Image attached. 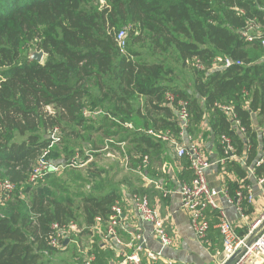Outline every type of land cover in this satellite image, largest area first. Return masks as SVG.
<instances>
[{"label":"trees","instance_id":"16d2710c","mask_svg":"<svg viewBox=\"0 0 264 264\" xmlns=\"http://www.w3.org/2000/svg\"><path fill=\"white\" fill-rule=\"evenodd\" d=\"M105 2L102 6L100 0H0V179L12 181L22 192L0 197V264H48L56 253L46 241L52 224L81 217V225L92 226L122 198L116 187L102 195H85L78 217L71 202L32 192L27 182L43 153L49 150L48 160L66 166L80 154L77 163L84 164L88 157L83 155L81 133H100L104 128L105 141L117 137L116 144H135V153L128 150L127 156L136 169L144 156H159L166 146L148 130L178 132L176 111L166 101L169 92L188 101L189 132L201 130L207 122L204 134L218 150L222 135L232 137L239 153L247 144L226 114L214 109L216 102L234 106L252 141L250 161L264 143L259 136L264 130V48L260 40L242 37L251 21L264 33V0ZM125 27L128 44L127 52H122L116 36ZM145 34L154 47L148 46L143 57L137 45L146 47ZM31 48L43 52L45 60L32 59ZM162 53L193 66L192 85L177 83ZM227 59L233 62L228 68ZM198 61L202 69L196 66ZM85 108L102 114L85 118ZM55 132L59 141L63 138V156L54 149ZM102 148L94 146L92 152ZM182 161L186 168L182 180L190 182V162ZM227 172L246 177L237 163L229 164ZM50 179L55 174L41 183ZM130 180L124 182L131 193L150 194ZM227 187L233 193L237 184ZM97 250V264H108V251Z\"/></svg>","mask_w":264,"mask_h":264},{"label":"built area","instance_id":"2783aa9c","mask_svg":"<svg viewBox=\"0 0 264 264\" xmlns=\"http://www.w3.org/2000/svg\"><path fill=\"white\" fill-rule=\"evenodd\" d=\"M101 5H106L105 0H100ZM128 29L123 28L116 36L118 47L122 52L127 49ZM242 37L249 42L260 40L264 48V33L261 25L251 21L244 30ZM217 63H223L221 59ZM225 67H231L233 62L227 59ZM236 65H242L236 62ZM196 66L203 68L200 61ZM166 101L168 106L176 111L177 131H154L148 130L151 135L164 143H167L178 159L187 158L190 162L193 179L190 182H183L178 194L181 198L180 209L187 213L191 225L195 232L197 241L204 243L209 235L212 226V214H216L217 229L223 242V249L218 257H221L219 264H225L234 256H239L234 264H264V210L259 217L249 224L248 233L241 236L237 232V227L231 221L227 213V208H234L240 219L248 222V207L255 204L257 193L264 199V143H260L256 156L250 161L252 141L246 127L235 111L233 105L216 102L214 109H218L226 114L228 120L234 123L235 129L244 136L247 150L239 153L238 148L228 135H222L219 140L221 154L216 160H212L200 140L196 139L189 130L191 129V114L189 103L186 100H177V96L171 92L167 93ZM50 114H54L53 108L48 107ZM102 114L101 111H94L90 108L83 109V116L88 119H97ZM208 119L210 114L205 115ZM126 128L133 129V125L126 124ZM207 127V122L203 124ZM253 130L257 129L252 127ZM141 131V130H140ZM257 131V130H256ZM260 138H264V130L260 131ZM54 142H59L56 132L53 134ZM55 144V143H53ZM109 144H116L111 139ZM117 145V144H116ZM120 150L124 152L125 143L118 144ZM106 148L109 149L107 146ZM50 151L47 150L33 165L29 181L38 183L44 181L49 174H61L68 167L80 168L83 165L77 163L79 155H76L69 165H57L48 160ZM237 163L246 171V177L240 179L236 173L227 172L229 164ZM127 168L138 179L140 178L146 186H154L161 189L148 171L151 167V158L146 155L136 169ZM220 179V187L213 186L209 181V175L216 173ZM230 182H235L237 187L231 193L227 187ZM19 192L18 186L8 179H0V197L8 198L9 194ZM122 198L118 199L111 208L106 218L98 216L92 226L86 224L80 226L77 222L71 221L65 224L54 223L46 239L48 247L55 252H65L71 247L75 249V260L80 264H97L98 248L111 250L122 258L117 264H176L166 259L164 251L174 244L171 229L168 226V217L161 212V207L153 206L148 195L131 193L128 187H122ZM170 192L164 191V197H168ZM222 199L226 205H220ZM128 213L136 216L142 224L152 225V236L160 243L161 249L154 251L148 248V239L139 233V225L133 231L128 226ZM126 235L128 238H126ZM87 238L83 241V238ZM68 241L66 244L65 242ZM46 255L49 252H45Z\"/></svg>","mask_w":264,"mask_h":264},{"label":"crops","instance_id":"0c3cea01","mask_svg":"<svg viewBox=\"0 0 264 264\" xmlns=\"http://www.w3.org/2000/svg\"><path fill=\"white\" fill-rule=\"evenodd\" d=\"M257 130V129H256ZM261 130H259L260 132ZM165 153L162 152L159 156L155 155L151 158V167L148 174L161 189H156L154 186H146L144 182L137 178L134 174L133 179L130 177L131 182L142 190H149L148 194L153 206L161 207V212L164 216L168 217V226L171 229V235L174 240L172 247L165 249L164 255L176 264H219L221 257L219 253L223 249V242L220 233L217 229L216 214L211 215L212 226L207 240L204 243L197 241L195 232L190 222V218L180 209L181 198L178 194L180 186L183 182L182 178L186 170L182 159H178L173 150L166 143ZM205 150L212 160H216L221 151L215 145V142L209 141L205 145ZM168 151V152H167ZM216 173L212 172L209 175L210 183L215 187H220V179ZM164 191L170 192L168 197H164ZM162 195V196H161ZM220 205H226L222 199H219ZM251 210V212H249ZM264 210V199L257 193V200L254 205L248 207L249 221L245 222L240 219L238 212L231 207L227 208L228 216L237 227V232L241 236L248 233L249 224H252ZM128 226L133 231L139 225V233L148 239V248L154 251L161 249L160 243L152 236V225L142 224L141 221L136 219L132 213H128ZM126 238L128 236L126 235ZM86 241L87 238H83ZM108 251V264H117L122 261V258L117 256L113 251Z\"/></svg>","mask_w":264,"mask_h":264},{"label":"rangeland","instance_id":"374dc122","mask_svg":"<svg viewBox=\"0 0 264 264\" xmlns=\"http://www.w3.org/2000/svg\"><path fill=\"white\" fill-rule=\"evenodd\" d=\"M101 4V2H100ZM145 48H140L139 44L137 48L142 51L144 54L143 57L149 52L148 46L154 47L151 44V41L148 39V34H145ZM127 52V50L125 51ZM28 53H38L34 51L32 48L29 49ZM163 59H168L171 63L172 68L174 69V75L176 76L177 83L181 87H187L192 85V82L195 78L194 68L192 65H182V63L178 62L174 55L171 53H162L160 54ZM158 55V56H160ZM45 60V56L43 61ZM264 60V57H263ZM107 130L104 128L100 131V133H92L87 132L81 133L82 139L79 141L82 144V147L85 148L86 153L83 155L88 157L86 163L81 164L80 168H70L68 167L67 171L61 174H55V179H50L45 183H31L29 180L27 184H30L32 192L43 191L50 199L62 198L65 201L71 202L73 204L74 213L76 216L80 217L81 208H82V197L92 196V195H102L111 190V187H116L120 189L122 187H128V185L124 182L127 178H132L133 175L130 171H128V150L135 153V144L128 142L125 143L124 152L122 153L119 149L120 147L116 144L110 145L109 141H105L106 134H104ZM205 128L202 126V129H198L192 135L201 141L203 146L209 143L210 137H206L204 134ZM91 133V134H90ZM61 137V136H60ZM112 139V138H111ZM117 137L112 140L114 143H117ZM63 138L57 143H55V148L59 151L62 156L64 155V144H62ZM117 147H116V146ZM94 146L103 147L100 151L92 152ZM109 147L106 148V147ZM119 147V148H118ZM165 149L163 152L165 153ZM95 151V150H94ZM168 152V151H167ZM80 155V154H79ZM81 157V156H80ZM74 170V171H71ZM4 180V179H1ZM135 181V179L132 178ZM82 218L80 217L76 222L80 226H84L85 223H82ZM50 262L48 264H74L75 260V249L71 247L65 252H56L49 259ZM234 264V263H233Z\"/></svg>","mask_w":264,"mask_h":264},{"label":"water","instance_id":"95a60500","mask_svg":"<svg viewBox=\"0 0 264 264\" xmlns=\"http://www.w3.org/2000/svg\"><path fill=\"white\" fill-rule=\"evenodd\" d=\"M43 58H44V53L43 52H38V53H35L33 56H32V59H35L39 62H42L43 61ZM66 244L68 243V241L65 242ZM239 256H234L232 257L231 259H229L225 264H233L237 259H238Z\"/></svg>","mask_w":264,"mask_h":264}]
</instances>
